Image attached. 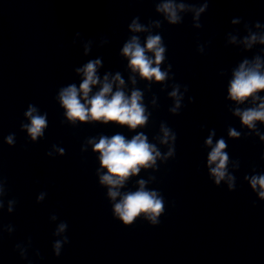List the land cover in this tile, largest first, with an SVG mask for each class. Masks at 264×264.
<instances>
[{
    "label": "clouds",
    "instance_id": "9594fccd",
    "mask_svg": "<svg viewBox=\"0 0 264 264\" xmlns=\"http://www.w3.org/2000/svg\"><path fill=\"white\" fill-rule=\"evenodd\" d=\"M209 7V0H204L200 6L189 4L185 0H158L155 5V12L163 17V21L169 25H179L183 22L184 14L191 13L192 26L200 29L201 15ZM241 18H233L231 25H240ZM162 27L161 20H149L147 24L140 22V17H134L128 25V31L132 34L124 42L119 55L127 60L126 70L130 73L128 81L123 78L121 72H104L100 75L103 67L102 58L88 60L85 64L74 69V73L80 78L77 86L75 83L59 88L55 100L63 109L64 119L61 123L67 122L76 127L84 124L116 125L126 128L129 132L136 133L130 139L121 133H116L110 137L99 135L87 138L81 145V153H85L91 148L93 154L97 156L99 167L96 169L99 185L106 188V198L112 206L114 219L120 221L125 227H131L137 220L143 219L151 226L160 224V217L165 214V199L160 191L150 189L149 184L156 181L154 175H149L147 179L136 180L135 190H124L128 183L139 176L142 171L147 172L159 170L160 164L167 163L176 155L175 143L177 134L166 122H161L158 133L149 141V137L138 131L148 126L152 113L148 105L144 102L146 92L151 91L153 84L161 85V91L171 88L167 93L168 98L173 101L168 111L173 115H179L185 94L189 91L188 85L171 83L174 80L172 65L166 64L167 46L159 32L154 33ZM246 35L240 37L239 32H229L226 34L225 46L235 45L243 51H250L255 46H264V24L256 22L250 26L244 23ZM140 34L145 38L141 41ZM81 39V33L77 32L73 39V44ZM106 38H101L98 47L108 44ZM83 54L88 56L91 52L93 41L81 40ZM196 51L203 55L205 45L197 44ZM221 76L225 72L221 70ZM139 81L146 82V87L141 90L137 87ZM131 84V89L128 85ZM264 47L251 59L244 58L236 67L231 70V79L227 86L226 99L235 107H229L232 116L238 118L242 128L247 129L244 137L255 135L264 144V133L258 125H264ZM158 98L153 95L150 105L153 109L158 107ZM188 103H194V97H188ZM247 105V107H241ZM27 123L21 122L20 130L26 132L28 139L36 143L43 139L48 128L47 113H41L34 104H29L24 112ZM203 130V126H201ZM216 130H209L203 147L209 149L207 153L206 167L208 177L219 187L222 183L227 186L229 192L236 190V176L233 174L240 168V161L232 160L227 152L228 143L224 137L216 139ZM227 136L232 140L241 139L242 133L234 127H228ZM15 133H10L4 138V143L9 147L15 146ZM161 147H166L167 151L162 152ZM66 154L63 147L53 144L46 153L49 158L64 156ZM264 160V153L261 154ZM159 162V163H158ZM231 167V171H230ZM244 180L249 184L253 193L260 201H264V173H257L253 168L252 175H245ZM6 179L0 176V210L5 207L4 197L7 195ZM47 196L46 192H40L36 202L42 203ZM17 201L10 199L7 201V212L12 214ZM255 206V202H253ZM58 216L53 213L49 216V222H56ZM68 224L61 221L57 224L53 236L56 238L52 244L55 257L59 258L64 245L70 243L65 233ZM6 231L9 236L15 231L9 224L0 228ZM31 237L26 244H16L14 251L18 252L21 259H27L28 249L31 247ZM37 257L40 253L35 252ZM42 258V257H41ZM31 264V261H29Z\"/></svg>",
    "mask_w": 264,
    "mask_h": 264
}]
</instances>
